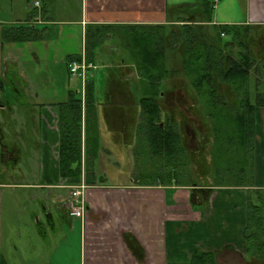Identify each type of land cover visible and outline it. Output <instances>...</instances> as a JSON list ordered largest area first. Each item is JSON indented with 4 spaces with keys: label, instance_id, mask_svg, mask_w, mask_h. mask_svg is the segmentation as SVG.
Listing matches in <instances>:
<instances>
[{
    "label": "crops",
    "instance_id": "0c3cea01",
    "mask_svg": "<svg viewBox=\"0 0 264 264\" xmlns=\"http://www.w3.org/2000/svg\"><path fill=\"white\" fill-rule=\"evenodd\" d=\"M20 1L23 10L17 13L20 14L16 23L18 27L13 32L19 39L4 41L5 28L0 32V102L4 101L0 110L13 114L14 120L10 119V122L18 125L17 130L23 134L25 125L36 122L33 126L37 132V144L30 145L34 151H29V155L42 161L40 183L34 186V209L29 221L26 220L32 229L34 246L31 259L34 258L35 263L33 260L26 263L24 257L17 254L19 260L23 259L20 264H37V260L39 264H168L189 260L200 245L195 242L189 243L195 248L183 247V236L189 228L200 223L205 229L216 228L212 212H222L226 201L217 205V200L223 198L217 192L207 210L202 211L198 207L192 210L198 216L186 214V219L173 213L178 211L177 195L174 205H167L165 186H137L133 181L109 183L107 175L111 172L115 178V165L118 166L116 170H122L115 162V155L125 158L126 164L131 160L132 144H137L136 130L143 94L141 78L138 76L136 80L132 77L136 72L135 63L115 37V32L123 34L128 28L180 24L179 20H193L194 16L195 23H201L204 17L199 15L202 13L199 7L205 0H76L75 14L74 0ZM213 1L216 6L210 25L264 26V0ZM27 5L33 6L32 10L28 11ZM182 6H188L186 12L182 11ZM90 26L113 29L96 49V61L89 62L96 67L89 78L94 80L95 100L94 106L86 107L85 86L81 79L70 76L67 58L85 56V36ZM230 38L225 36L223 40ZM115 43L119 51L115 50ZM101 68L105 71L98 76ZM6 83L12 89H6ZM14 99L30 102L26 110L29 121L19 120L26 116L25 110L12 105ZM71 99H81L83 106L80 178L63 177L60 173V115L73 112ZM233 99L237 100L235 93ZM263 114L264 107H259L256 110V131L262 136ZM24 139L28 140L25 135ZM256 148L257 164H260L256 179L261 187L264 186V142ZM87 175L93 184L86 183ZM82 184L86 186L84 219L72 215L70 206L73 188ZM3 186L4 183L0 182V188ZM24 187L31 185L21 184L20 188ZM182 195L184 203L187 194ZM247 202L246 199L244 217L241 210L232 211L228 219H220L226 224L229 221L234 230H238L234 241H224L222 245H236L243 239ZM20 237L23 235L19 229L18 239ZM202 240H216V230L214 236L205 235ZM20 243L21 240L17 242ZM202 244L207 245L206 241ZM1 247L2 244L0 264H9ZM199 248L204 249L202 246Z\"/></svg>",
    "mask_w": 264,
    "mask_h": 264
},
{
    "label": "trees",
    "instance_id": "16d2710c",
    "mask_svg": "<svg viewBox=\"0 0 264 264\" xmlns=\"http://www.w3.org/2000/svg\"><path fill=\"white\" fill-rule=\"evenodd\" d=\"M215 6L216 3L213 0H205L199 7L202 10L199 15L204 17L201 23H195L194 16L193 20L190 18L179 20L180 24L128 28L123 34L115 32V37L129 52V57L135 63L136 72L141 78L143 94L140 100L141 116L136 130L137 146L145 152V155H147L146 151H149L155 158H160V165L163 167L175 166V171L170 172L172 175L178 173L180 162L186 168L192 155L184 146L179 123L169 115H165L161 105L168 106V109H175L176 103L185 101V107L189 111L193 108L199 110L204 106L208 115L216 118L217 130H222L223 126L228 128L227 139H225L227 143L236 145L240 138V130H242L246 133L244 141L251 144V148L254 147L253 141L256 138L258 122L256 110L264 107V93L259 91L260 77L258 75L254 77V71L260 67L256 63L258 61L264 63V26L210 25L213 22ZM182 7H184L182 11L186 12L188 6ZM112 29V27L103 26H90L87 29L85 36L87 62L96 61V49L106 40ZM234 29L243 31L235 32ZM222 36L231 38L223 40ZM3 38L4 41L19 39L13 33V29L11 32H4ZM177 52H180L182 56V71L189 77L194 94L189 92L185 86L177 88H173V84L170 86L171 83L168 80L178 74L179 68L169 70L168 60ZM67 59L69 63L81 60V56H69ZM129 71L132 70L129 69ZM110 72L113 73V70ZM221 86L232 89L237 97L234 103H228L225 96L220 94ZM85 95L86 107L94 106L95 84L93 79L87 80ZM193 96L199 99L200 106L195 105ZM71 103H73V112H63L60 115L62 134L60 173L63 177L80 178L83 106L81 99H71ZM225 108L231 109L232 113L223 112ZM222 150L219 149V151ZM241 172H244V168ZM162 176L167 177L168 174L159 171L154 178L155 182L151 185L137 184L140 186H174L173 178L165 181ZM86 183L93 184L94 181L87 175ZM175 186L191 185H182L177 182ZM192 186L199 188L201 185ZM214 186L221 187L222 185ZM243 186L255 191L252 189L255 188L254 184ZM197 191L206 194V201L212 193L210 189ZM262 203L248 202L247 221L242 232L246 252L255 258L264 256V202ZM168 264H218V254L215 251L198 247L192 252L189 260Z\"/></svg>",
    "mask_w": 264,
    "mask_h": 264
},
{
    "label": "rangeland",
    "instance_id": "374dc122",
    "mask_svg": "<svg viewBox=\"0 0 264 264\" xmlns=\"http://www.w3.org/2000/svg\"><path fill=\"white\" fill-rule=\"evenodd\" d=\"M2 1L3 4L2 6L0 5V7H2L0 8V32L4 28L5 33L11 32L12 29L14 32V29L18 27V25H16L18 21L17 19L18 17H20V14L17 13H20L21 10H23V4L20 0ZM75 3L76 0L73 1L72 5L74 14L76 11L75 9H77V5ZM32 8L33 6L27 5L28 11L32 10ZM2 10H4V12H2ZM2 32H4V30ZM118 48V44L116 45L115 43V50L119 51ZM168 61L169 70L172 68H179L178 74L168 80L171 83L170 86L172 84L173 88L185 86L189 92L194 94L195 92L191 88L189 77L185 74V72L183 73L182 71V56L180 52H177L173 57H170ZM257 63L258 66H260V72L258 74V76L260 77L259 91L264 93V63H262V61H258ZM104 71L105 70L101 68L98 71V76H101ZM132 77L137 78L136 80H138V75L136 72L132 74ZM5 87L9 90L12 89V86L8 83H6ZM187 90L185 89V91ZM181 93H183L182 89ZM220 94H223L225 96L228 103H234L235 100L233 99L234 93L232 89L221 86ZM193 98L195 97L193 96ZM198 102L199 99L195 98L194 103L197 107L201 105ZM29 103L30 102L22 99H14L11 101V104L18 105L21 111L23 109L25 110L24 114L26 116H22L20 119L18 118L20 121H29L30 118L28 117L26 111L28 110L27 104ZM181 105H185V101L182 102ZM168 108V106L165 107L161 105V109L163 113H165V115L171 114L170 109ZM206 111V107L204 106L198 110L199 114L202 116L200 124L206 126L211 133L210 136L213 137V134L211 132L213 130L212 120L209 118H205L204 114ZM222 111L231 112L232 110L229 108H225ZM187 117L189 119H192L195 116L194 114L185 115L184 122ZM262 117V133L264 136V114L262 115ZM180 120L181 117L178 122H180L183 126L184 122L182 123V121ZM33 125H36V122H34ZM33 125H25V138H28V140H23L22 137L16 135V133L12 129L5 130L6 132L4 134V138H2V135L0 134V182L4 183V186L0 188V244H2L1 251H3L4 255H6L5 257L9 264H20V261H22L23 259L19 260V258L16 256L17 254L23 256V261H25L26 263H32V260L34 261V258L31 259L34 246L32 240V229L30 224L26 223V220L29 221L31 211H33L34 209V186H37L40 183L39 173L41 172L42 161H39L33 155H29V151H34L32 148H30V145L32 147V145L37 144V132L35 126ZM184 125H189L191 128L192 126H194L193 122L192 124L185 122ZM222 129L227 130L228 128L226 126H223ZM180 132L183 136V130H181ZM12 141L13 143H16V145H18V149L20 151L17 164L14 159L11 158H8L5 162L4 159H6L7 157L3 156L2 154V146H15L14 144H12ZM137 145L138 144H132L133 147L131 149H133V152L130 153L131 160L130 162H127V164L125 163V158L120 159L115 155V162H118L120 164V168L122 169L121 171L125 170L126 172L123 171L122 173H120L121 171H119V169L116 170L118 166L115 165V178L114 176H112L111 172L107 175V177L109 178V183L115 182V184H123L132 183L133 181L137 186H140L137 183L151 185L155 182L154 178L159 173L160 166H162L160 165L161 160L160 158H155L154 156H152L149 151H146L147 155H145V152ZM224 148L227 150H225L224 154L221 157L225 159H219L218 151L219 149ZM203 151L204 154L202 155ZM248 151H250V148ZM240 152L242 153L241 158ZM200 153V155H196V157H194L192 161H190V164H188L186 168L179 165L178 173L176 175L170 174L171 171H175V166L166 167L168 176L162 177L165 179V181L173 178L174 183V186L167 187V205H173L175 203V196L177 195V201L179 202L177 207L178 211H173V213L176 212L174 215L178 213L181 214V217L184 216L186 219H188V217L185 216L186 214L190 217L198 216L197 214L192 213L191 207L188 203L184 205V208H182V194L188 193L185 191V186H175L177 182H180L182 185H191L192 183H194L201 185V187L222 185V187H220L217 192L218 195L222 196L223 198L221 200H217V205L220 201H226V205L225 207H223V213L219 210L212 212L215 216L216 223L214 226H216V228L214 227V229H205L203 228L204 226L202 225V223L193 225V228H189V232L186 233L185 236H183V238L185 239L182 240V242H184L183 247L187 246V248H189L190 246H193L189 243L199 242V247L202 246L206 250H214V248L217 250V248H220L221 250L217 252L218 264H264V256H262L261 258H255L247 254L246 244L241 238L239 243H237L236 245H229V247L226 244L222 245L224 241H234L233 239L235 235H237L238 230H234L235 228L232 227L233 224L229 223V221H227L226 224V222L224 221L221 222L220 219H228L231 217L232 211L241 212V210L244 217V210L246 208L245 194H247L248 196V202H255V199L256 201H258V195H253L254 192H252V190H249L250 187H246V190L240 188L243 185L257 183V179L253 176V158L249 155H246L245 157L244 153L240 150H237L234 145H230L228 147L227 144L223 145L222 147H217L216 144H212V146H208ZM239 161L241 162V164L239 163ZM243 168L244 172H241ZM21 184L31 185V187H24L25 189H22L20 188ZM177 187L179 189L175 192V189ZM198 195L200 196L201 194ZM219 226L227 228H224V230ZM19 229L21 234L23 235V238L20 237L18 239ZM184 229H186V225H184ZM215 230L216 240H202L205 235L214 236ZM9 236L11 237L9 238ZM228 237H230L232 240H223V238L227 239ZM19 240H21V243L17 244ZM205 241L207 245L202 244V242L205 243ZM236 241L238 242V240ZM193 248L195 247L193 246ZM37 264H39V260H37Z\"/></svg>",
    "mask_w": 264,
    "mask_h": 264
},
{
    "label": "flooded vegetation",
    "instance_id": "af4514ba",
    "mask_svg": "<svg viewBox=\"0 0 264 264\" xmlns=\"http://www.w3.org/2000/svg\"><path fill=\"white\" fill-rule=\"evenodd\" d=\"M258 65V63H256ZM259 69L254 71V77H256V75L259 74ZM257 73V74H256ZM85 89H86V85H85ZM4 102H0V107L3 105ZM182 103V102H181ZM181 103H176V108L175 109H170V115L169 117L172 118L173 115V120L177 121L180 119L182 123L184 122V117L187 114H194V118L189 119L188 117L186 118L185 122L192 124L193 125L192 128L189 125H184L183 126L180 122L179 124V129L180 131L183 130V136L182 139L184 141V146L191 152L192 158L190 159V161H192V159L194 157H196V155H200L202 150H205L208 146H212V144H216L217 147H222L223 145H226L229 147L231 144L227 143V141L225 139H227V130L226 129H222V130H217V120L214 116L208 115L209 113L205 112L204 116L205 118H209L212 120V126H213V130L211 131L213 134V137L210 136L211 133L209 132V130L207 129L206 126L201 125L200 121H201V115L199 114L198 110L193 108L192 111H189L185 105H181ZM185 113V114H184ZM13 114H5L4 112H2L0 110V134L2 135V138H4V134H5V130L7 129H12L16 135H19L20 137H22V139L24 140V135L22 131L17 130V126L16 124H13L10 122V119L14 120V116H12ZM9 121V122H8ZM162 125H164L162 123ZM262 130V127H261ZM257 131H256V138L253 141V148H251V144H247L245 140L246 137V133H244L242 130H240V138L238 140V143L232 144L234 145L235 148H237V150H240L244 153V156L246 157V155H249L253 158V175L254 178H256L257 176V168H259V162L257 164L258 161V150L256 148L257 145H261L264 142V138L261 134V132L257 135ZM259 138V139H258ZM190 139V140H189ZM15 142V141H14ZM5 143V142H4ZM15 146L9 145V146H2V154L3 156L7 157L6 159H4V161L6 162L8 158L14 159V161H16V159L19 157V149H18V145H16V143H13ZM190 146V147H189ZM16 147V148H14ZM14 148V149H12ZM205 148V149H204ZM250 148V151H248ZM225 150L227 149H223L222 151H218V158L219 159H225L222 158L221 156L224 154ZM231 150V149H229ZM248 151V152H247ZM204 154V151L202 153V155ZM264 156V155H263ZM242 157V153L240 152V158ZM239 163L241 164V162L239 161ZM181 167H183L182 162H180ZM190 164V163H189ZM167 167V166H166ZM166 167H160V171L166 172L167 173V169ZM168 174V173H167ZM190 185V184H189ZM194 183L191 184V186H185V190H187V201H185L183 204L186 205L187 203L190 205L191 210H194L196 208H201L202 211L207 210V208H209L210 204H211V199L213 197V195L215 193H217V190L220 189V187H215L214 185L209 186V187H199L196 188L194 186ZM255 185L254 189L255 191L253 195H258L257 200L255 199V202L257 204H263L262 202H264V186L262 185L261 187H259L258 182ZM214 186V187H213ZM222 187V186H221ZM240 188L244 189L246 188V186H241ZM201 189H210L212 190V193L209 195V199L208 201H206V194L205 193H200V191L197 190H201ZM196 191V192H195ZM198 194H201L200 196ZM246 197V195H245ZM247 201H248V196L246 197ZM203 204V205H202ZM248 204V202H247ZM174 205V204H173ZM229 247V246H228ZM219 250H221L220 248H217V250H212L215 252H218Z\"/></svg>",
    "mask_w": 264,
    "mask_h": 264
},
{
    "label": "built area",
    "instance_id": "2783aa9c",
    "mask_svg": "<svg viewBox=\"0 0 264 264\" xmlns=\"http://www.w3.org/2000/svg\"><path fill=\"white\" fill-rule=\"evenodd\" d=\"M67 67L70 76L74 79H81L84 86L86 85L87 80H89V78L91 77V74L96 70V67L93 64L87 62L85 56H82L81 60H74L67 63ZM85 188V184H82L80 186L74 187L71 192L72 201L70 203V206L72 209V215L82 219H84L85 217Z\"/></svg>",
    "mask_w": 264,
    "mask_h": 264
}]
</instances>
